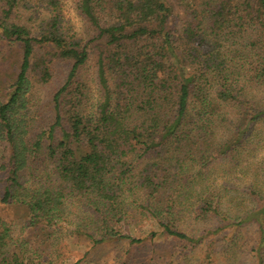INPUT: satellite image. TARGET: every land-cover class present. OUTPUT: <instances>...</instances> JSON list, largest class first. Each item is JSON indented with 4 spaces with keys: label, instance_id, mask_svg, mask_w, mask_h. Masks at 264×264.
I'll use <instances>...</instances> for the list:
<instances>
[{
    "label": "trees",
    "instance_id": "trees-1",
    "mask_svg": "<svg viewBox=\"0 0 264 264\" xmlns=\"http://www.w3.org/2000/svg\"><path fill=\"white\" fill-rule=\"evenodd\" d=\"M6 60L0 203L27 219L0 217V264H80L64 235L146 220L176 264L228 263L254 224L263 264L264 0H0Z\"/></svg>",
    "mask_w": 264,
    "mask_h": 264
},
{
    "label": "rangeland",
    "instance_id": "rangeland-1",
    "mask_svg": "<svg viewBox=\"0 0 264 264\" xmlns=\"http://www.w3.org/2000/svg\"><path fill=\"white\" fill-rule=\"evenodd\" d=\"M66 14L75 23L80 30L79 22L72 14L71 9L66 6ZM94 58V57H93ZM91 59V63L93 61ZM10 60L0 61V85L4 84L6 81L5 70L10 69ZM66 71L65 62L55 63V75L53 79L52 86H56L63 79ZM51 86V87H52ZM264 127V126H263ZM264 132V129L261 131ZM220 165V164H218ZM244 165V164H242ZM260 183V187L264 188L263 182ZM243 185V184H241ZM0 217L5 219H12L16 222L14 223V228L16 232L19 231L20 224H23L26 220V212L15 206V205H3L0 203ZM18 221H21L18 223ZM120 233H126L133 237H143L144 240L140 244H130L128 239H113L102 245L93 247L92 243L87 240H83L77 235H64L63 241L59 243L58 252L62 256L65 262H72L79 258H83L80 264H176L169 255L171 245L167 243L165 236L156 234L153 240H149V236H146L148 230L155 228L154 224L148 220L141 223H135L134 221H129L128 223H120L116 227ZM36 231H39L38 237L45 228H39L37 226ZM31 230L24 229L22 234L25 236L32 235ZM35 231V230H34ZM236 237L234 245H232L227 251L219 253L221 258L226 260L222 264H259V258L253 249L256 245L257 229L256 226L248 225L240 229ZM201 253V250L194 249L190 250L188 257L192 264H196L195 260ZM262 261L264 264V250L261 254Z\"/></svg>",
    "mask_w": 264,
    "mask_h": 264
}]
</instances>
